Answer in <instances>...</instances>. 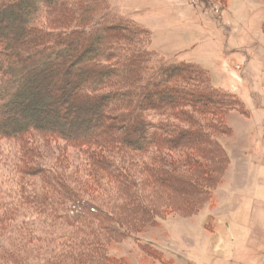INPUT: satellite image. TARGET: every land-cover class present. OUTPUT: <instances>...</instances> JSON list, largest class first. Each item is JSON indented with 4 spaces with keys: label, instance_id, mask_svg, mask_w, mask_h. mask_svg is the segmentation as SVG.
<instances>
[{
    "label": "trees",
    "instance_id": "trees-1",
    "mask_svg": "<svg viewBox=\"0 0 264 264\" xmlns=\"http://www.w3.org/2000/svg\"><path fill=\"white\" fill-rule=\"evenodd\" d=\"M105 1L0 0V22L11 20L0 32V141L17 146L11 159L0 149L15 172V191L0 192V230L14 228L0 262L128 264L111 245L166 213L193 215L227 170L219 136L242 102L199 65L160 61L149 33ZM70 157H82L81 173L61 165ZM44 243L49 254L30 255Z\"/></svg>",
    "mask_w": 264,
    "mask_h": 264
},
{
    "label": "rangeland",
    "instance_id": "rangeland-1",
    "mask_svg": "<svg viewBox=\"0 0 264 264\" xmlns=\"http://www.w3.org/2000/svg\"><path fill=\"white\" fill-rule=\"evenodd\" d=\"M104 6L145 29L150 35L149 48L160 61L199 65L214 87L234 96L246 110L232 111L225 118L229 133L219 136V141L226 148L229 164L199 209L191 216L166 213L158 218L157 226L111 245L109 254L128 264H264V2L106 0ZM2 24L11 25L7 15L0 22V32ZM16 119V123L24 121L21 116ZM52 145L63 147L52 143L46 148L47 161L57 156ZM0 149L7 155L17 152L16 142L1 140ZM66 152L72 158L76 155L71 148ZM71 157L61 165L69 173H81L82 157L76 161ZM3 162L0 192L13 193L15 172ZM8 195L9 199L2 197L5 205L11 202ZM31 218L35 227L49 231L43 219L36 220L35 214ZM3 230L0 247L10 248L14 228ZM144 244L157 250L160 258L147 255ZM52 247L44 243L42 250L30 255L41 260Z\"/></svg>",
    "mask_w": 264,
    "mask_h": 264
}]
</instances>
